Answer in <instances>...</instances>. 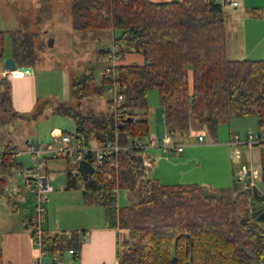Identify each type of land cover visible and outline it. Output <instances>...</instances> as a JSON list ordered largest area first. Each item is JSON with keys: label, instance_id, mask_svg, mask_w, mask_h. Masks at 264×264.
Masks as SVG:
<instances>
[{"label": "trees", "instance_id": "16d2710c", "mask_svg": "<svg viewBox=\"0 0 264 264\" xmlns=\"http://www.w3.org/2000/svg\"><path fill=\"white\" fill-rule=\"evenodd\" d=\"M71 14V26L77 32L119 31L113 34L112 46L118 58L115 71L126 84L122 91L125 111L115 116L110 111L95 114L81 110L80 100L101 98L107 91L108 78L100 75L98 81L93 69L86 70L72 79V93L79 102L55 106L57 114L76 124V134L63 132L84 134L88 144L117 141L122 146L148 136L146 113L151 90L157 91L166 132L174 139L189 131L191 116L216 131L218 125L230 122L232 110L238 117L255 114L259 131H264V59L228 58L222 3L71 0ZM7 36L17 67L35 68L37 54L23 28L0 29V62ZM98 52L104 56L107 51ZM129 53L141 54L143 62L124 63ZM50 102L37 106L33 118H39ZM138 110H145L143 117ZM127 118L132 120L126 122ZM23 119L13 106L11 80L1 77L0 125ZM9 147H5L1 163L7 171L14 164ZM141 152L122 149L117 169L110 156L100 161L88 157L95 171L87 179L78 172L76 160L66 173L67 190L93 194L103 206L108 224L127 231V237L119 242L117 264H264V228L259 224L264 221L263 196L249 194L247 189L228 195L208 192L199 183H163L144 175ZM115 175L119 188L131 198L124 206H116L117 196L112 193ZM83 238L81 231H73L70 238L45 235L42 249L49 254L70 249L80 252Z\"/></svg>", "mask_w": 264, "mask_h": 264}, {"label": "rangeland", "instance_id": "374dc122", "mask_svg": "<svg viewBox=\"0 0 264 264\" xmlns=\"http://www.w3.org/2000/svg\"><path fill=\"white\" fill-rule=\"evenodd\" d=\"M4 1V13L7 19L10 20L11 28H23L32 39L37 54L33 81L36 98L38 99L31 111H22L24 115L22 121L0 126V152L5 150V144L9 141L14 143V147L21 146L19 148L22 151L26 146V139L22 140L24 142L21 145L19 138L23 135L26 138H30L34 143L38 141L41 144H47L52 141L51 131L54 128L76 134L74 120L57 114L55 106L60 103L75 106L79 102V99L75 98L72 93L71 84L73 77L80 76L86 70L93 69L98 81L100 80V71L109 61L106 58H102L98 51L103 48H111L113 34L117 35L119 31L101 30L89 33L75 31L71 26V0ZM225 11L226 8H224V17L230 31L235 24V18L232 19L233 16L231 17ZM231 13L235 14L237 10L232 9ZM242 26L245 28L244 25ZM99 35L101 36L100 40L98 38ZM50 41H52V44H50ZM11 53L12 41L10 36H7L2 63L11 56ZM190 87L192 88L191 74ZM110 96L111 94L107 90L101 98L82 99L80 100V108L85 113L92 111L95 114H104L109 111L108 100ZM148 99L149 107L147 111H151L154 107H160L161 104L156 90L149 92ZM44 101L51 102L45 107L43 114L39 118H33L32 115L35 113L37 106ZM144 112L145 110H138L139 117H143ZM231 112L232 118L230 122L218 125L216 131L201 125L191 116L189 131L175 139L173 138V141L179 143L184 151L180 152L177 149H170L163 152L160 148L151 149L150 154L154 158V164L149 169V176L159 178L163 183H199L208 192L234 194L236 190L232 183L227 189L216 187L224 184L220 175L227 165L232 164V158H229L226 147L218 145L206 148L208 147L206 145L213 142L221 144L227 140L229 141L230 132L239 133L240 135L250 132L256 134L259 132V128L255 114L244 118L236 116L233 110ZM199 136H203L205 139L204 143L198 141ZM242 151L244 160H251L249 150L246 147H242ZM252 154L256 159L254 162L255 166L261 168L262 162L258 159L260 154L258 148L253 150ZM185 156L186 162L184 161ZM17 161L24 163V169L32 167L31 157L25 152L20 153ZM48 163L50 175L52 177L55 174L59 175V177L52 178L49 181L50 185L55 189L53 195L55 196L60 192L58 201H55L54 196L50 194L49 218L56 216L65 226H68L67 224L72 225L78 220L96 224L99 220V211L104 209L103 206L92 198H83L81 190L71 192L65 189V168L68 166L66 159H51L48 160ZM20 171L21 169L11 168L8 174H4L0 170V177H5L10 183L13 180H15V183H20ZM255 184L257 190L264 195V179L262 177L256 179ZM26 195L25 200L27 198L28 200L18 202V199H13L14 197L6 195L0 185V218L14 211L16 202L19 206L18 213L30 214L34 197L31 196V192H27ZM116 196L119 206H124L131 200L128 192L124 189H120ZM252 202L257 204L258 200L253 197ZM52 207L55 208L56 212L52 211ZM259 224L264 228V221ZM59 256L61 258L65 257V259L69 257L67 251L59 254Z\"/></svg>", "mask_w": 264, "mask_h": 264}, {"label": "crops", "instance_id": "0c3cea01", "mask_svg": "<svg viewBox=\"0 0 264 264\" xmlns=\"http://www.w3.org/2000/svg\"><path fill=\"white\" fill-rule=\"evenodd\" d=\"M157 2L161 1H170V0H153ZM219 3H222L223 9L226 8V13L231 15L232 19L235 18V24L231 27L229 31L228 25L226 23V34H227V56L232 60L240 59H264V0H237L239 5L233 7L229 4L223 3V0H215ZM4 0H0V29L5 31L15 30L11 28L9 24L10 20L7 19V16L4 13ZM7 5V3H6ZM228 9V11H227ZM232 9L237 10V13L233 14ZM226 20V19H225ZM4 24V26H3ZM2 25V26H1ZM241 25H244L245 28ZM99 40L101 36H98ZM11 57V56H10ZM106 58V55L101 56ZM107 59V58H106ZM3 61V60H2ZM0 62V79L1 77L7 76L12 83V96H13V106L14 108L21 112L22 111H31L35 103H37L35 84L33 81V76L35 74V68H33L32 73H24L16 71L14 75L11 72H7L4 68V63ZM142 63L143 57L141 54L129 53L126 55L124 63ZM18 73V74H17ZM17 74V75H16ZM151 112V113H150ZM150 125V134L160 138L162 134L166 132L165 122H164V107H154L151 111L148 110L146 113ZM7 125V124H5ZM1 126V125H0ZM53 130H61L59 128H54ZM52 130V131H53ZM51 131V136H52ZM62 131V130H61ZM235 133L230 132L229 141L227 140L224 143L213 142L209 147L223 145L227 149L229 158H232V164L227 165L226 169L223 170L220 177L222 178V185L216 186L219 189H227L228 186L232 183L235 187L236 192L242 189L249 188L248 180H239L237 177L238 170L248 164L249 162L254 164L256 161L252 152L256 148L259 150L258 159L264 165L263 160V148L260 146H255L253 148H247L251 153V160H244L243 154L241 160L234 154L233 147L230 144L232 135ZM25 140V144L32 142L30 138H26L25 135L20 136L19 143L23 145L22 140ZM173 139V138H172ZM205 141V139H204ZM38 142V141H36ZM35 142V143H36ZM53 142V139L50 143ZM34 143V142H32ZM204 143V142H203ZM48 144V143H47ZM14 147V143L9 141L5 144ZM45 145V144H42ZM18 147V146H17ZM21 147V146H19ZM18 147V149H20ZM24 147V146H23ZM25 149V148H24ZM184 151V149L182 150ZM181 152V151H180ZM3 152H0V154ZM20 153H15L13 156V167L24 170V163L17 161V157ZM29 155V154H28ZM3 156V154H2ZM30 156V155H29ZM188 157V156H187ZM185 162H186V156ZM51 160V159H49ZM54 161V160H52ZM67 168H65V178L67 170L73 168L74 160H67ZM0 162V170L4 174H8L10 170H5ZM154 164V163H153ZM255 166V164H254ZM153 167V166H152ZM151 167V168H152ZM48 180L59 177L58 174H55L53 177L50 175L49 163L47 160V165L43 171ZM20 177V176H19ZM264 179V177H262ZM159 179V178H158ZM160 180V179H159ZM161 181V180H160ZM0 185L3 188V192L14 197L13 199H18L19 201H24L27 196V192H31V196L34 197L32 202V211L29 214L18 213V203L14 204V211L3 215L0 218V264H117V251L119 242L125 239L128 235L127 231L121 230L118 227H111L106 218L104 209L99 211V220L96 224L94 223H85L84 221L78 220L74 224H65L61 223L59 218L53 216L49 218L50 213V200L47 204V221L45 222L44 230L45 235L57 234L61 231H81L84 234L85 240H83V245L81 251L78 255L70 254L68 252V258L60 257L61 252L55 254L46 253L40 257L38 247L33 243L32 236V226L30 224V219L34 213L35 206V195L31 188L27 187L21 177L20 183L8 182L5 177H0ZM66 189V184H65ZM67 190V189H66ZM252 192H255L259 196H263L260 191L257 190L256 184L251 189ZM55 189L51 194L53 195ZM71 192H78L79 190H68ZM82 191V190H81ZM67 194V193H66ZM26 195V196H25ZM51 195V197H52ZM54 196V195H53ZM24 197V199H22ZM83 198H92L98 204L95 196L90 193H84L82 191ZM55 201L60 199V192L54 196ZM28 200V198L26 199ZM25 200V201H26ZM16 201V200H15ZM117 205L119 202L117 199ZM56 207V204H55ZM52 211H55V208L52 207ZM100 210V209H99ZM17 212V213H15ZM19 216V217H17ZM77 257V259L74 257Z\"/></svg>", "mask_w": 264, "mask_h": 264}, {"label": "built area", "instance_id": "2783aa9c", "mask_svg": "<svg viewBox=\"0 0 264 264\" xmlns=\"http://www.w3.org/2000/svg\"><path fill=\"white\" fill-rule=\"evenodd\" d=\"M223 3L233 7L239 5L237 0H223ZM105 50L107 51L106 58L109 63L102 67L100 72L102 77L106 76L108 78L107 90L111 94L108 103L109 111L117 116L125 111L123 106L124 94L122 91L126 88V84L120 81V77L115 71V67L118 63L116 48L112 46L111 48H105ZM11 74L14 75V72H11ZM52 139V143L41 146L29 142L22 151L18 149V147H9V151L12 152L13 155L15 153L25 152L31 157L32 167L20 171L19 176L23 183L32 189L35 195L34 213L30 219V224L32 226L33 243L38 247L40 257L46 254L42 249V241L45 236L44 224L47 221L48 214L47 204L50 200V194L53 191V187L50 185L47 175L43 172L47 165V160L69 158L76 161L85 159L89 161L88 157H93L100 161L110 156L112 165L117 169V158L120 151L124 148H134L142 150L140 167L144 175L149 176V169H151L154 162V158L150 154L151 149L160 148L163 152L170 149H177L178 151L183 150V147L179 143L173 141L172 137L167 132L160 138L153 135L137 137L127 146H122L117 141L105 142L103 144H98L93 141L88 144L87 137L84 134L72 135L61 130H53ZM198 141L203 143V136H199ZM230 144L233 147L234 154L241 160L243 154L242 147L253 148L255 146H260L264 149V131H259L256 134L250 132L245 135L235 133L232 135ZM2 154L3 153L0 154V162L3 161ZM237 177L239 180H248V186L253 187L256 179L264 177V165L258 168L254 166L251 161V163L249 162L238 170ZM111 181L115 183L112 193L117 195L120 190L118 176L115 175L112 177ZM116 206L118 207L117 203ZM57 234H64L66 237L70 238L73 232L61 231ZM83 240H85V238H83ZM68 252L75 255L79 254L78 251L72 249Z\"/></svg>", "mask_w": 264, "mask_h": 264}, {"label": "water", "instance_id": "95a60500", "mask_svg": "<svg viewBox=\"0 0 264 264\" xmlns=\"http://www.w3.org/2000/svg\"><path fill=\"white\" fill-rule=\"evenodd\" d=\"M50 44H52V41H50ZM4 68L7 72H14L15 70L19 69L20 71H23L24 73H32L33 68L29 66H21L17 67V64L15 60L12 57H8L4 62ZM28 71V72H27ZM131 118L125 119L126 122L131 121ZM95 171L94 165L88 161V160H81L78 164V172L82 175L84 179H87L89 175H92ZM247 191L249 194L252 193L251 188H247Z\"/></svg>", "mask_w": 264, "mask_h": 264}, {"label": "bare ground", "instance_id": "6f19581e", "mask_svg": "<svg viewBox=\"0 0 264 264\" xmlns=\"http://www.w3.org/2000/svg\"><path fill=\"white\" fill-rule=\"evenodd\" d=\"M16 71L23 72V71H20L19 69L15 70L14 72H16Z\"/></svg>", "mask_w": 264, "mask_h": 264}]
</instances>
